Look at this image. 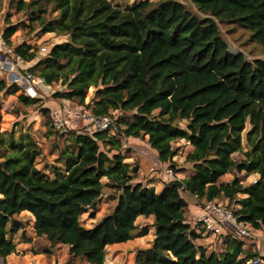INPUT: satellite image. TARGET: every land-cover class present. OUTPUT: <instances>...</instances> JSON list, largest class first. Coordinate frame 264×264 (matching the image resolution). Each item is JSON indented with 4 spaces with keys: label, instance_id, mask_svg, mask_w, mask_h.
<instances>
[{
    "label": "trees",
    "instance_id": "obj_1",
    "mask_svg": "<svg viewBox=\"0 0 264 264\" xmlns=\"http://www.w3.org/2000/svg\"><path fill=\"white\" fill-rule=\"evenodd\" d=\"M190 2L143 0L124 9L111 0H9L10 8L26 12L29 22L21 25L29 36H67L41 55L26 43L12 47L20 25L3 35L29 72L64 88L52 94L55 99L84 106L94 88L93 115H132L118 120L121 137L74 133L65 139L69 135L54 131L50 110L43 109L61 164L47 168L51 177L38 168L42 149L32 133L15 137V131L0 129L1 259L16 252L11 237L22 227L15 220L22 212L35 218L38 237L68 246L73 258L89 264H104L107 247L128 242L143 216L154 217L155 239L136 264H246L257 256L245 248L246 237L230 230L220 253L208 255L199 243L205 228L187 221L184 195L204 203L227 199L228 207H237L238 223L264 231V58L234 52L216 19L225 13L264 50V0ZM20 91L0 78V97ZM39 100L22 92L16 115ZM128 138L145 139L159 162L178 174L186 167L174 160L173 144L189 142L185 165L191 171L183 180L161 177L165 186L157 192L152 184L158 178L144 184L140 163L125 162L128 151L121 150ZM241 174L256 175V182L244 185ZM226 175L233 180L222 181ZM109 185L114 210L86 228L81 218L89 210L95 216Z\"/></svg>",
    "mask_w": 264,
    "mask_h": 264
},
{
    "label": "rangeland",
    "instance_id": "obj_2",
    "mask_svg": "<svg viewBox=\"0 0 264 264\" xmlns=\"http://www.w3.org/2000/svg\"><path fill=\"white\" fill-rule=\"evenodd\" d=\"M116 6L120 8H127L128 6L138 3L143 0H111ZM187 7L192 6L190 0H178ZM25 11L18 12L14 8L9 7V0L0 1V38H3L5 30L11 25H20L19 30L11 38L12 47H17L22 43L30 45L35 50L40 52L42 47H52L56 44H61L67 42V36L62 33H47L45 35H32L29 36V29L22 26L21 23H28L29 18L26 16ZM218 25L221 29L223 37L231 46V49L235 51H243L251 59L264 58V50L260 48L252 39L250 38V33L248 30L240 26L238 23L230 22L226 19V14L221 13L216 16ZM4 39V38H3ZM5 41V40H4ZM6 43V42H5ZM9 47L8 48H12ZM9 55V52L7 53ZM64 88L60 85L41 87L38 89L37 98L39 102L32 104L30 106L22 107V113L17 116L15 111L18 109L20 92L15 95L2 94L0 97V115L2 116V121L0 122L1 132L5 131H15V137H19L21 134L32 133L37 143L42 149V156L38 159V168L45 170V172L52 176V171L47 170L49 166L57 165L58 163V148L54 146L56 141L55 130L51 132L47 124V118L43 115V109H49L50 115L52 111H61L71 123L70 135L74 133L81 132V127L84 125L81 120L79 123L74 122V115H86L92 114L91 108L95 103V89L91 88L86 99V105L82 106L74 103H62L53 97V93L57 90H63ZM132 113H124L119 111H112L114 128L108 132V135H119L120 129L123 126L118 124L119 119H130ZM185 122L182 126H185ZM69 136H65L68 139ZM107 135V136H108ZM102 145V143H101ZM178 150L177 155L174 160L181 167H186L183 173H179V179L183 180L186 178L187 173L191 171L189 165H185L186 155L192 150L189 142L181 140L173 144ZM102 150H106V147H102ZM128 151L126 154L127 163H141L145 168L141 166L140 169V180L144 184L148 183V178L151 177V170L154 167V163L159 162L157 153L153 150L145 139H135L128 138L123 140L122 153ZM235 159H241L242 155L237 153L234 156ZM145 171V172H144ZM160 172V171H159ZM182 174V175H181ZM147 177V179H146ZM158 177V175H156ZM256 175L250 177L240 175V179L244 185L250 184ZM166 179V178H165ZM169 180V179H168ZM172 180V179H171ZM233 180L232 175H226L222 181L228 183ZM105 185H108L107 179L102 180ZM173 181V180H172ZM136 180L132 184H136ZM161 182L162 188L165 183L162 178L156 179L152 186L155 189H159V184L154 186V183ZM159 185V186H158ZM164 189V188H163ZM112 191L114 189L109 185L106 188L99 204L97 205L95 216L92 217V210H89L81 218L82 224L86 228H94L98 221H100L105 216L109 215L115 208L117 201L113 199ZM161 192V191H157ZM242 197V196H240ZM189 198V197H188ZM2 196L0 195V200ZM189 202L191 210H187V221L191 224V227H197V217L199 216L200 209L197 210L196 207H202L204 201L199 199H192ZM224 205H227L226 201H218ZM15 220L22 223L21 229L11 237L13 243L16 245V252L9 256L6 261L0 258V264H89L82 259H75L69 253V247L66 245H55L52 246L46 237H38L35 233V218L29 212H22L15 217ZM137 229L135 232L131 233V239L122 244H116L108 246L106 249V258L104 264H136L137 254L149 248L155 239V226L154 217H139L137 220ZM201 226V225H198ZM247 228L248 225H243ZM248 229L250 235L246 237L245 244L248 251L255 252L257 256L253 259L251 258L246 264H264V231L254 230L252 227ZM147 229L148 233L144 234L143 230ZM223 236H213L208 233L203 234V238L199 241L201 245H204L207 249V254L210 255L212 252L220 253L223 249V240L226 235Z\"/></svg>",
    "mask_w": 264,
    "mask_h": 264
},
{
    "label": "built area",
    "instance_id": "obj_3",
    "mask_svg": "<svg viewBox=\"0 0 264 264\" xmlns=\"http://www.w3.org/2000/svg\"><path fill=\"white\" fill-rule=\"evenodd\" d=\"M48 47H42L40 54L44 55L48 52ZM9 52V55L7 54ZM29 64L23 60L21 56L15 55L8 48L3 38H0V78L8 80L11 84L20 87L22 92H25L31 97H37L38 89L41 87H49L45 80L36 76L27 70ZM51 119L54 130L61 134L69 135L72 128L73 120L67 119L61 111H52ZM74 122L83 121L81 132L79 134L95 135L97 133H106L114 128V121L109 116H95L90 113L86 115L75 114ZM151 170V178H163L165 180H177L179 174L171 167L163 166L160 162H156ZM160 171V172H159ZM158 175V177H156ZM255 181V180H254ZM256 182V181H255ZM237 207H228L220 202H206L200 207V213L197 217V226L201 225L205 228V234L220 237L232 231L235 236L248 237L250 235L247 228L237 222L235 213Z\"/></svg>",
    "mask_w": 264,
    "mask_h": 264
},
{
    "label": "crops",
    "instance_id": "obj_4",
    "mask_svg": "<svg viewBox=\"0 0 264 264\" xmlns=\"http://www.w3.org/2000/svg\"><path fill=\"white\" fill-rule=\"evenodd\" d=\"M141 166H142L143 168H145L144 165H143L142 163H141ZM144 172H145V171H144ZM181 175H182V174H181ZM146 179H147V177H146ZM149 179H150V178H148V180H149ZM152 179H153V178H152ZM157 183L160 185V186L158 185V186H159V189L162 188V183H161V182H156V183H154V186L156 185V187H157ZM163 188H164V185H163ZM163 188L160 189V190L156 189V191H162ZM184 197H185V200H186L187 203H188V206H187L186 211H187V210H191V207L189 206V202H192L191 200L194 199V198L196 199V197H189L188 195H184ZM188 197H189V198H188ZM195 208H197V210L200 209L199 207H196V206H195ZM186 213H187V212H186ZM190 223H191V222H190Z\"/></svg>",
    "mask_w": 264,
    "mask_h": 264
}]
</instances>
